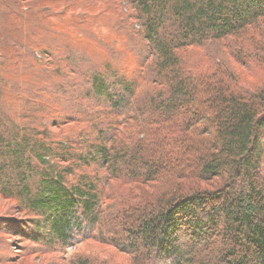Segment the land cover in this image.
Segmentation results:
<instances>
[{"label":"trees","instance_id":"16d2710c","mask_svg":"<svg viewBox=\"0 0 264 264\" xmlns=\"http://www.w3.org/2000/svg\"><path fill=\"white\" fill-rule=\"evenodd\" d=\"M59 1L0 0V25L11 18L15 38L0 50V73L16 74L7 93L45 118L24 115L39 130L6 120L1 79L0 197L24 216L0 215V236L62 248L98 239L133 264H264V88L188 59L223 42L240 66L264 68V41L250 35L264 0H122L121 29L140 47L128 77L54 30L45 19L58 12L40 5ZM35 6L45 19L24 14ZM70 124L85 128L58 140L53 130ZM119 178L134 191L111 210L101 184Z\"/></svg>","mask_w":264,"mask_h":264},{"label":"rangeland","instance_id":"374dc122","mask_svg":"<svg viewBox=\"0 0 264 264\" xmlns=\"http://www.w3.org/2000/svg\"><path fill=\"white\" fill-rule=\"evenodd\" d=\"M61 1L58 3L59 8L57 5H54V3L45 2V4L40 5L48 7L52 12H58L59 16L57 17L50 18V16H48L46 17L48 19H45L42 14L43 12H41L43 9L36 8L40 6H35L34 10H29L28 13L24 14H26L27 17L31 16L33 19L35 18L36 22L42 19L46 21L50 20L52 24L54 23V30L57 33L68 36L67 38L73 41L71 44L73 48L78 49L79 47L82 48V51H89L92 56L95 57L96 61L94 62L98 65L101 63V60L111 59L116 68L120 67L125 70L127 73L126 77L137 70L139 67L137 55L140 52V47L136 41H132L124 31L125 24L128 20L123 13H129V6L125 5L122 0ZM49 14L52 16L51 13ZM118 18L122 19L119 23L120 25H116L115 22ZM12 22L13 20L10 18V20H3V23L0 25L1 54L6 53L11 45L14 44V34L10 31L14 30L8 28V26L12 25ZM132 27L137 29L135 25H132ZM44 34L45 32H40V34H36L37 36H35V38H41ZM250 35L264 41V21L254 30H251ZM23 36H25V34H23ZM227 48L228 47L223 42L210 43L201 50L194 49L191 51L188 59L192 65H198V63H200L204 68L212 67L218 63L223 70L234 74L233 79L242 88L251 90L264 88V68L240 66L230 57ZM1 54L0 63L2 64ZM36 56L39 59L41 58L38 53H36ZM76 61L78 65L85 64L82 59H77ZM10 62L12 63V61ZM86 64H88V62ZM52 66L53 65H49L47 68ZM0 70L5 71L3 67H0ZM36 70L37 66L29 69L28 72ZM23 75L27 76L26 73H23ZM15 77L16 74L10 69L6 70L5 73H0V88L5 85L1 81L2 78L5 79V83H8L5 85L2 104L4 103L5 107L10 104L5 110L6 113H4L5 115L8 114L10 118L5 116V119L10 120L14 118L19 127H29L30 129L39 130V127L32 125V119L24 118V115L29 112L37 113L35 115L30 114L34 118L41 115L43 116V114L38 111L39 107L30 110L24 107L23 103L14 99V94L7 93L10 83L16 79ZM17 81H20V79H17ZM26 81L29 83L31 80L29 78ZM36 88L39 89L40 86ZM31 98H33V96H28V99ZM42 116L40 120L44 121L45 118H42ZM84 128V124H70L52 129H54L53 133L56 135V138L62 140L67 136H74V139H77ZM85 170L87 173L91 174V176L97 175L104 178L106 175V172L96 166L85 168ZM80 175L81 173L76 174L77 177ZM70 179L76 180L74 177H70ZM101 186V188L104 189L105 196L108 197V199L104 201L107 202V207L112 206L111 210L115 206L119 208V202H125L126 198L134 191V185L126 182L125 178L102 183ZM0 215L22 217L24 216V212L19 213L16 209V203L0 197ZM75 257H87L92 260L97 259L100 262L108 264H133L128 255L119 252L112 246L105 245L98 239L90 238L78 240L73 245L62 248V246H46L41 243L36 244L10 234L0 236V264H70ZM3 259H9V261L3 263Z\"/></svg>","mask_w":264,"mask_h":264}]
</instances>
